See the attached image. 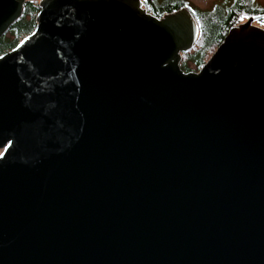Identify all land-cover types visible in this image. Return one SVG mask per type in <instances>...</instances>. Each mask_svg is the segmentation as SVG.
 Wrapping results in <instances>:
<instances>
[{
	"label": "water",
	"instance_id": "1",
	"mask_svg": "<svg viewBox=\"0 0 264 264\" xmlns=\"http://www.w3.org/2000/svg\"><path fill=\"white\" fill-rule=\"evenodd\" d=\"M38 8L0 56V264H264V15L185 73L186 10Z\"/></svg>",
	"mask_w": 264,
	"mask_h": 264
},
{
	"label": "flooded vegetation",
	"instance_id": "2",
	"mask_svg": "<svg viewBox=\"0 0 264 264\" xmlns=\"http://www.w3.org/2000/svg\"><path fill=\"white\" fill-rule=\"evenodd\" d=\"M196 1H199L203 8H195L191 0H140V8L156 19L186 10L197 27V37L189 50L197 46L201 47L200 50L214 47V52L231 29L245 23L250 17L264 15V11H251L252 0ZM26 2L23 4L22 13ZM252 26L264 30V19L253 22Z\"/></svg>",
	"mask_w": 264,
	"mask_h": 264
},
{
	"label": "rangeland",
	"instance_id": "3",
	"mask_svg": "<svg viewBox=\"0 0 264 264\" xmlns=\"http://www.w3.org/2000/svg\"><path fill=\"white\" fill-rule=\"evenodd\" d=\"M40 0H34L33 6H37L39 4ZM251 11H264V0H252ZM191 4L197 8L201 9L203 6L199 3V1L191 0ZM24 14V13H23ZM26 18L31 19L35 22L36 15L32 14V12L27 14ZM34 15V16H33ZM21 17V16H20ZM19 20V19H18ZM15 23H13L10 28L4 33L2 38H4V41L7 43H14L20 39H24L26 36H28L27 30L17 26L16 28H12ZM201 48V47H200ZM199 46L192 48L191 50H188L184 52L183 56L180 60V68L182 67L183 71L188 72H198L203 65V63H206L207 60L212 56L214 53V47H209L207 50L202 49L200 50Z\"/></svg>",
	"mask_w": 264,
	"mask_h": 264
},
{
	"label": "trees",
	"instance_id": "4",
	"mask_svg": "<svg viewBox=\"0 0 264 264\" xmlns=\"http://www.w3.org/2000/svg\"><path fill=\"white\" fill-rule=\"evenodd\" d=\"M39 11V8L36 6H33V1L26 2L24 5L23 13L21 14V17L19 20L16 21V24L12 28H16L17 26L27 30L28 35H30L34 28H35V22L31 19L26 18L28 16L27 14L32 12V14L36 15ZM26 15V16H25ZM33 15V16H34ZM20 42V39L14 43H7L4 41V38H0V56L7 53L8 51L12 50L18 43ZM204 64V63H203ZM182 70V67H181ZM183 71V70H182ZM185 72V71H183ZM186 71L185 73H187Z\"/></svg>",
	"mask_w": 264,
	"mask_h": 264
},
{
	"label": "snow or ice",
	"instance_id": "5",
	"mask_svg": "<svg viewBox=\"0 0 264 264\" xmlns=\"http://www.w3.org/2000/svg\"><path fill=\"white\" fill-rule=\"evenodd\" d=\"M25 39H27V37H25ZM21 43H23V41H21Z\"/></svg>",
	"mask_w": 264,
	"mask_h": 264
}]
</instances>
